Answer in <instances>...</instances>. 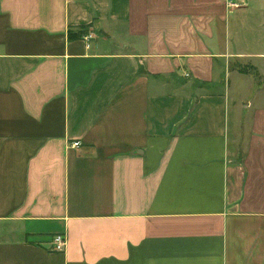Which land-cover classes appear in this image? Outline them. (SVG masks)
<instances>
[{
    "label": "crops",
    "instance_id": "1",
    "mask_svg": "<svg viewBox=\"0 0 264 264\" xmlns=\"http://www.w3.org/2000/svg\"><path fill=\"white\" fill-rule=\"evenodd\" d=\"M226 1L0 0V264H264L256 3Z\"/></svg>",
    "mask_w": 264,
    "mask_h": 264
},
{
    "label": "rangeland",
    "instance_id": "2",
    "mask_svg": "<svg viewBox=\"0 0 264 264\" xmlns=\"http://www.w3.org/2000/svg\"><path fill=\"white\" fill-rule=\"evenodd\" d=\"M262 1L254 0L253 2L256 4L251 6L252 10H249V14L245 12L246 15H242L241 21L245 24L236 38L239 42L238 45L246 49L245 56H251V58L234 62L233 69L246 78L248 84L244 82L243 88H247L249 85L251 92L261 89L264 91V60H261L262 54H264V7H262ZM239 6L237 7L239 8Z\"/></svg>",
    "mask_w": 264,
    "mask_h": 264
},
{
    "label": "built area",
    "instance_id": "3",
    "mask_svg": "<svg viewBox=\"0 0 264 264\" xmlns=\"http://www.w3.org/2000/svg\"><path fill=\"white\" fill-rule=\"evenodd\" d=\"M226 4L228 7H237L239 6V3L237 2H234L232 0H227L226 1ZM94 39V34L92 31H89L84 34L82 37H81V40L84 42L85 46L87 48L90 47L91 45V42L92 40ZM72 145H75V146H78L79 145V142L78 141H74L72 143ZM53 242L55 244V248L57 250H62L64 248V245H65V235L64 234H56L54 237H53Z\"/></svg>",
    "mask_w": 264,
    "mask_h": 264
},
{
    "label": "trees",
    "instance_id": "4",
    "mask_svg": "<svg viewBox=\"0 0 264 264\" xmlns=\"http://www.w3.org/2000/svg\"><path fill=\"white\" fill-rule=\"evenodd\" d=\"M90 26V24L88 25H83V26H79L74 30V28L70 27L68 29V38L70 39H80L84 34H86L88 32V27Z\"/></svg>",
    "mask_w": 264,
    "mask_h": 264
}]
</instances>
